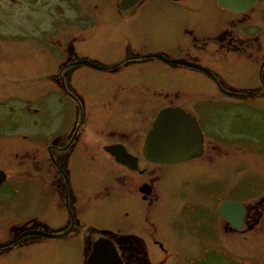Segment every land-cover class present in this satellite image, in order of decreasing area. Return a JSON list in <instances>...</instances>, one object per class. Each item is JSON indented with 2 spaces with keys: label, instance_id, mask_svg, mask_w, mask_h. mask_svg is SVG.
Returning <instances> with one entry per match:
<instances>
[{
  "label": "flooded vegetation",
  "instance_id": "1",
  "mask_svg": "<svg viewBox=\"0 0 264 264\" xmlns=\"http://www.w3.org/2000/svg\"><path fill=\"white\" fill-rule=\"evenodd\" d=\"M183 1L8 0L7 3H3L0 0V26L3 25L0 27V33H4L3 30L7 29V26H10L9 29H12L9 34H5L7 35L5 38L0 36L1 40L11 41L10 39H17L18 33H21L20 37H22L28 32L29 34L26 37L29 40L26 41H30L32 45L35 41L50 43L48 38H52L54 56L59 57V54H61V59H64L58 63L53 73L58 75L57 79L61 80V82L63 81L62 83H47L51 85V88H48L46 94L36 100H24L25 98L14 96V100L22 104L18 108L20 110L19 113L22 115L18 116L19 113L15 115L17 110H12L13 114L11 115H15L13 121L18 119L15 121V124L18 125L11 132V137L15 138L16 142L25 143L26 146H17L16 148L18 150L14 154L17 160L16 173H6L7 179L0 185V202L6 204V207L14 208L20 214L25 213L24 215L27 217L20 222L10 225V232L18 231L20 232L19 236L28 232H39L44 234L42 237L47 240H60L59 243L63 246L73 247L79 244L81 240L78 235H80L82 221H87L85 216L87 211H82L81 206V185L83 184L81 168L82 170L84 168L83 172L86 176H100V184L104 182L108 183L105 188L101 187L100 190H103L102 192L94 195L96 199H100L99 197L102 198L103 196L105 199L106 197L107 199L112 198L110 203L113 208L122 206L125 209L121 218H117L118 220H122V218L124 220L122 229L106 228L98 230L99 237L91 242V246L93 247L97 241L108 239L117 250L120 248L126 251L127 257H133L135 251L151 250V246H156L167 254L168 248L169 250H177L180 246V249H183L181 248L185 245L183 243V234L189 237L186 229H190L192 220L204 223L207 220L210 221V218L212 221L218 218L221 220L219 229L222 230L223 228L225 230L228 227L234 233L241 231L249 223L247 221L249 210L247 209L244 225L241 229L233 228L232 224L228 223L220 215L219 208L224 201L238 202L226 199L219 201L215 214L209 217L208 213H206L208 206L202 201H198L195 204V207L198 209L191 211V203L177 198V204L184 202L181 210L177 214L170 212V215L174 216L170 218L168 214L164 216V221L162 215L165 214L166 208H169V203L166 201V206L164 207L160 205L164 199L160 189L164 179L160 175V172L161 170L165 172L171 170V166L173 165L148 162L144 158V148L148 134H143L142 126L149 119L151 111L148 112V117H146L147 113L145 111L147 112V108H145L146 99L143 90L152 86L150 83L153 80L152 73L150 72L151 69L142 70L138 73L125 71H128L130 64L143 60H158L168 65H174L165 62L157 56H163L169 60L187 61L205 70L185 68L208 76L212 83L220 90L233 92L232 90L242 88H259L263 94L255 96L254 100H262V97H264V29H259L257 17L254 15L256 7L261 0H256L244 12L230 10L222 7L219 4V0H211L212 3L209 2L205 6L206 14L213 15L214 13V15L218 16L216 10H219L224 12L229 18L221 16L220 19L217 18L210 25H207V27L198 23L192 28L189 22L185 20L186 25H182L179 30L181 33L184 32L182 38L190 45L184 46L180 44L173 46L176 49L173 54L179 56L178 59H171L169 56L172 53L170 52L153 50L144 40L145 36L132 34V37H129L131 35L129 33L122 35L120 38V44H122V47L124 46L121 52L122 59L111 62L109 66H106V63L99 61L97 58L92 59L94 61L92 62L78 56L81 53L79 48L81 43H86L88 40L95 38L97 41L101 39L102 42H106L110 33L108 30L105 31V29L112 26L113 22H117L119 27H124L127 31L131 26H136L140 23L139 32H141L144 23L152 22L155 20V17L161 14H169L171 10L181 14L182 11L179 10H182ZM200 10L198 9V11ZM260 16H262L261 19L264 18V8L261 10ZM23 22L27 23V27L20 28ZM96 27L99 28L98 34L95 31L91 33V29ZM207 28L211 29L205 30ZM58 39H62L69 44L66 49H61L59 45L55 46L54 40ZM209 45L215 47V50L211 53L212 56H208L206 53L209 50ZM73 57H77V59H73ZM217 57L220 58L219 61L223 59L225 65H230V73H235L238 67L242 68V71L238 74L241 83L235 84L238 88L231 87L229 77L224 72L216 70L217 68L215 67H210L213 61L211 58ZM81 61H89L92 65H80L79 62ZM79 67H90L104 71L105 73H118L121 75V78L116 80L115 83H108L109 86L114 85V88L110 92V100L107 102V106L106 104H102L104 109H108L107 112L111 114L109 117H105V123L107 127L111 128L109 123L113 124L114 121L116 122V119L124 118L132 122V129L124 131L112 129L108 132L102 129L100 133L103 136L99 137L100 144H98L99 141L91 143L84 141L87 146L81 147L82 139L86 137V135L84 136L87 129L86 125L90 121H94L96 111L99 112L101 109H98L95 105H89V100L86 101L87 98H80L82 93L80 95L77 89L71 86L68 88L66 85L63 78L65 71ZM157 72L164 79L170 71L158 70ZM31 89V92L36 90L35 87ZM138 89L141 92L137 96H133L129 92ZM125 91L129 93H124ZM29 93L25 94V96ZM227 94L230 96H241L239 92ZM30 95L33 96L32 93ZM66 95L70 98L69 105L77 110V114L74 117L75 121L66 120ZM96 95L97 93L93 95L95 96V102L98 101ZM49 102L51 107L53 106V109L55 108L53 102H59L61 108L51 118H47L46 114L43 116L41 110L32 106L34 103H40L42 104L41 108H45L49 107ZM171 102L170 104L174 105V100ZM43 104L45 107H43ZM179 105L176 104L170 107H177ZM154 106L155 103H151L148 110ZM179 107L196 117L204 135V155L208 150L207 145H205V139H207L205 128L200 123L197 115L182 105ZM104 109L103 111H105ZM34 110L37 114L33 112ZM31 113L34 116H40V118L33 120L30 117ZM101 113L99 112V115ZM100 118H104L103 115ZM140 122L142 123L141 127L134 128V125ZM35 126H37V135L32 140V143L29 144L27 143L30 140L28 134L34 131ZM19 128L24 129L19 130ZM98 136L96 134V137ZM105 141H108V143ZM103 142L105 143L101 144ZM100 145L103 151L101 155H106L104 159L110 158L113 164L122 169V174L119 175L118 173H121V170L115 168L112 169L113 171L107 168V172H105L104 168L106 165L97 162L98 159L94 152L96 151L95 147L98 148ZM89 147L93 148L89 149ZM109 147H112V150L120 155L122 154V156L127 153L132 157L130 159L126 158L127 163H120L115 156L109 153ZM88 153H90L91 159H94L93 164L95 166L89 164L87 159L83 157ZM186 163L189 164L190 162L187 161L179 164L184 165ZM179 164L174 165L178 166ZM85 169L88 173H85ZM150 170L154 172L151 174ZM181 188L184 187L182 186ZM184 190L185 194L179 191L181 197L188 198L186 188ZM263 203L264 200L262 201ZM186 208L189 209L188 212H184ZM200 209L204 211L205 216L203 215L199 219H196L193 215H200ZM136 222H140V225H137L138 231L134 233L130 229ZM192 234L196 241H201L197 233L193 232ZM201 235L203 239L207 238L205 237V233L201 232ZM19 236L14 238V242L18 241ZM146 254H144L143 260L147 264H150L153 261L151 259L152 256L151 254L150 256L148 253ZM127 264L133 263L130 259H127Z\"/></svg>",
  "mask_w": 264,
  "mask_h": 264
},
{
  "label": "rangeland",
  "instance_id": "2",
  "mask_svg": "<svg viewBox=\"0 0 264 264\" xmlns=\"http://www.w3.org/2000/svg\"><path fill=\"white\" fill-rule=\"evenodd\" d=\"M2 2L7 3L8 0H2ZM209 2L212 3L211 0H184L182 10L178 9L182 11L181 14L174 10H171L169 14H161L155 17L152 22L143 24V33L142 30L139 32L140 23L131 26L127 31L124 27H119L117 22H113L115 25L112 24L105 29L110 33L106 42H102L101 39L97 41L95 38L86 43H81L79 48L83 53L78 54V56L92 62H94L92 59L97 58L109 66L111 62L122 59L121 52L124 46L122 47L120 44V38L129 33V35L131 34L128 35L129 37H132V34L145 36L144 40L153 50L170 52L172 53L169 56L171 59H178L179 56L173 54L176 50L173 46L190 45L182 38L184 32L181 33L179 30L182 25H186L185 20L189 22L192 28L198 23L207 27L217 18L220 19L221 16L229 18L219 10H216L218 16L214 13L213 15L206 14L205 6ZM185 6L189 7L186 8ZM263 8L264 0H261L254 13L261 30L264 29V18L261 19L262 16H260ZM198 9L201 10L198 11ZM214 16L216 17L214 18ZM26 25L27 23L23 22L20 28H25ZM9 28L10 26H7V29L3 30L4 33H0L2 38L11 32L12 29ZM116 29L117 31H115ZM209 29L211 28L205 30ZM98 30L99 28L96 27L90 32L95 31L98 34ZM27 34L20 37L21 33H18L17 39H10L12 42L0 39V102H2L0 103V170L7 174L16 173L17 160L14 154L18 152L17 146H26L25 143L16 142V139L11 137V132L18 125L15 124L18 119L13 121L14 116L20 112L18 108L22 106L19 101L14 100V96L25 98L24 100H36L46 94L48 88H51L50 84L63 82L57 79V74H53L55 67L64 59H61V54L59 57L54 56L52 38H48L50 43L35 41L32 45L30 41H26L29 40L26 37ZM13 41L16 42L13 43ZM54 43L55 46L59 45L61 49H66L69 45L62 39L54 40ZM208 49L207 55L212 56L211 53L215 47L209 45ZM73 59H77V57H73ZM219 59V57L211 58L213 66L210 67H215L216 70L224 72L229 77L231 87L238 88L235 84L241 83L238 74L242 68L238 67L235 73H230V65H225L223 59L220 61ZM146 69H151L153 80L150 82L152 86L143 90L146 99V117L151 111L149 119L147 118L148 120L142 126L143 134H148L152 128V122L160 110L176 104L184 106L197 115L207 133L205 145H207L208 150L200 159L189 164L173 165L171 170L167 172L161 170L160 175L164 180L160 189L164 199L160 205L164 207L166 201L169 203V208H166L162 217L164 218L169 214L171 218L174 215H170V212L177 214L181 210L184 202L177 204V198L191 203V211L198 209L195 204L202 201L208 206L206 213L209 217L215 214L220 200H234L244 204L249 210L250 216L247 217L249 223L244 229L236 233L229 230L228 227L225 230L219 229L221 220L218 218L215 221L210 218V221L207 220L204 223L192 220L190 229H186L189 237L183 234V243H185L181 247L183 249H180V246L177 250H169L168 248L166 254L156 246H151V250L135 251L133 257H127L126 251L119 248L118 252L123 263L127 264V259H130L133 264H147L143 257L144 254L148 253L149 256L151 254L153 260L150 264H264V203L262 204L264 200V97L262 100H254L255 96H259L263 92L259 88H242L232 90L233 92L222 91L204 74L185 67L168 65L158 60H143L130 64L128 71L125 72L138 73ZM156 70H169L170 72L162 79ZM63 78L68 88L71 86L77 89L80 95L82 93L80 98H87L86 101L89 100V105H95L101 109L99 112H102L99 115V112L96 111L94 121L86 123L87 129L84 133L86 137H83L81 147L87 146L84 141L87 142L88 132L92 134L95 131L93 134L99 135V138L103 136L100 133L102 129L106 132L112 129L119 131L132 129V122L124 118L116 119L113 124L109 123L111 128L107 127L105 123V119L111 114L107 112L108 109H104L102 104L107 106V102L110 100V92L114 88V85L109 86L108 83H115L121 78V75L105 73L90 67H79L72 70L67 69ZM34 87L36 90L31 92V88ZM234 91L239 92L241 96L227 94L235 93ZM129 92L131 95L137 96L141 91L138 89ZM129 92L125 91L124 93L128 94ZM27 93L29 94L25 96ZM96 93L98 101L95 102L93 95ZM69 100L70 98L66 95V120L75 121L74 117L77 110L69 105ZM172 100H174V105L170 104ZM151 103H155L156 107H151L148 110ZM53 104L54 109L50 102L49 107H45L43 104L45 108H41L42 104L40 103H34L32 106L41 110L43 116L46 114L47 118H51L57 114V110L61 109L59 102H53ZM14 109L18 112L16 111L13 116L11 114H13L12 110ZM33 112L37 114L35 110ZM21 115L19 113L18 116ZM25 115L27 116L26 113ZM102 115L104 118H100ZM30 117L33 120L40 118V116H34L32 113ZM141 125V122L136 123L134 128L137 129ZM23 129L19 128V130ZM36 129L37 126L34 127V131L28 134L30 140L27 143L31 144L32 140L35 139ZM105 142L108 143V141ZM91 148L93 147H89V149ZM95 150L97 162L106 165L105 172H107V168L110 170L115 168L121 170L119 175L122 174V169L113 164L110 158L104 159L102 157L101 145L98 148L95 147ZM90 153L83 157L87 159L89 164H93L94 159H91ZM89 169L92 170L90 167ZM81 171L83 183L81 185V206L82 211H87L85 214L87 221L83 220L80 227V235H78L80 236V243L68 247L59 243L60 240H47L42 236L26 235V233L19 236L20 232L18 231L10 232V225L26 219L27 216L24 215L25 213L20 214L14 208L6 207V204L0 202V264H87V260L93 251L91 242L99 237L97 231L106 228L122 229L124 220L117 218H121L125 209L122 206L113 208L110 203L112 198L107 199L106 197L105 199L103 196L96 199L94 197L95 194L102 192L101 187L105 188L108 183L100 184V176H86L83 172L84 168L83 170L81 168ZM85 171L88 173L86 169ZM150 172L152 174L154 171L150 170ZM182 186L186 188L188 198L181 197V193L185 194ZM139 198L141 199V197ZM188 210L186 208L184 212H188ZM203 215L205 216V213L200 209V215L193 216L199 219ZM139 223L136 222L131 226V232L138 231L137 225H140ZM193 232L197 233L203 244L201 241H196ZM201 232L206 234V239L202 238ZM18 236V241L14 242V238Z\"/></svg>",
  "mask_w": 264,
  "mask_h": 264
},
{
  "label": "water",
  "instance_id": "3",
  "mask_svg": "<svg viewBox=\"0 0 264 264\" xmlns=\"http://www.w3.org/2000/svg\"><path fill=\"white\" fill-rule=\"evenodd\" d=\"M256 0H219L222 7L236 12L248 10ZM165 62L189 68L204 69L195 64L182 60H169L163 56ZM80 65H92L89 61H81ZM205 70V69H204ZM109 153L116 157L120 163H127L129 154H118L112 147ZM204 152V135L196 117L181 107H167L159 112L151 130L149 131L144 148V158L148 162L164 165H174L199 158ZM7 179V174L0 171V185ZM220 215L233 228L241 229L244 225L246 207L238 202L224 201L219 208ZM39 232H28L26 235ZM87 264H124L118 250L108 239H101L95 243Z\"/></svg>",
  "mask_w": 264,
  "mask_h": 264
},
{
  "label": "bare ground",
  "instance_id": "4",
  "mask_svg": "<svg viewBox=\"0 0 264 264\" xmlns=\"http://www.w3.org/2000/svg\"><path fill=\"white\" fill-rule=\"evenodd\" d=\"M115 31H117V29L115 30ZM177 107H179V106H177ZM183 109V108H182ZM93 131V130H92ZM95 131H93V133H94ZM89 134V132H88V135H87V142L88 143H91V142H93V141H99L98 142V144H100V140H99V138L98 137H96V134ZM103 158H105L106 157V155H103L102 156ZM195 159L196 158H194V159H192L191 161H189V162H193V161H195Z\"/></svg>",
  "mask_w": 264,
  "mask_h": 264
}]
</instances>
